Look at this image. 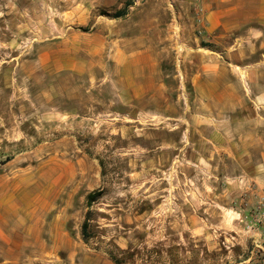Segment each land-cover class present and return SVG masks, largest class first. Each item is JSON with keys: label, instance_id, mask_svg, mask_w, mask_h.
I'll list each match as a JSON object with an SVG mask.
<instances>
[{"label": "rangeland", "instance_id": "obj_1", "mask_svg": "<svg viewBox=\"0 0 264 264\" xmlns=\"http://www.w3.org/2000/svg\"><path fill=\"white\" fill-rule=\"evenodd\" d=\"M200 1L0 0V264H264L259 87Z\"/></svg>", "mask_w": 264, "mask_h": 264}, {"label": "crops", "instance_id": "obj_2", "mask_svg": "<svg viewBox=\"0 0 264 264\" xmlns=\"http://www.w3.org/2000/svg\"><path fill=\"white\" fill-rule=\"evenodd\" d=\"M203 25L210 36H230V63H245L244 83L257 84L254 103L264 109V0H201ZM264 197V171L257 180Z\"/></svg>", "mask_w": 264, "mask_h": 264}, {"label": "trees", "instance_id": "obj_3", "mask_svg": "<svg viewBox=\"0 0 264 264\" xmlns=\"http://www.w3.org/2000/svg\"><path fill=\"white\" fill-rule=\"evenodd\" d=\"M123 13L122 12H117L116 16L119 17L121 16ZM99 164L102 168V172L101 175L102 177L104 176V166H103V162L101 160H99ZM104 190L98 189L96 191H93L91 193H89L86 197V207L89 209L91 208V206L97 202L101 196L103 195ZM90 220H91V211L88 210L85 213L84 216V220L82 222L81 225V236H82V240L85 243L89 242V238L90 236ZM119 251L116 247H112V249H108L107 251H105V253L108 255L109 259L114 263V264H125L129 258L126 256L125 257V252L124 251H119V256L116 255V253H114V251Z\"/></svg>", "mask_w": 264, "mask_h": 264}, {"label": "bare ground", "instance_id": "obj_4", "mask_svg": "<svg viewBox=\"0 0 264 264\" xmlns=\"http://www.w3.org/2000/svg\"><path fill=\"white\" fill-rule=\"evenodd\" d=\"M28 210V209H27ZM30 210V209H29ZM41 211V210H40ZM25 213V215H28L27 213L28 212H24ZM24 213H22V215L24 214ZM36 213V212H35ZM30 215V214H29ZM35 216V215H34ZM33 218H35V217H33ZM38 218V217H37ZM33 220V219H32ZM28 221V220H27ZM25 227V226H24ZM2 233V232H1Z\"/></svg>", "mask_w": 264, "mask_h": 264}]
</instances>
